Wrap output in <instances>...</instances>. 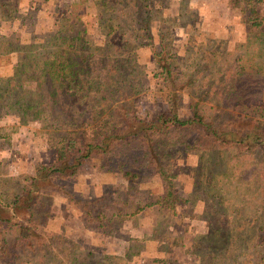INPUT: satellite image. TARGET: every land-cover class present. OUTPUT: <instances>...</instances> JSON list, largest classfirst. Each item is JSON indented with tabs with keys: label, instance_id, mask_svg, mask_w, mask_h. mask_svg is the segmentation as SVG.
<instances>
[{
	"label": "rangeland",
	"instance_id": "374dc122",
	"mask_svg": "<svg viewBox=\"0 0 264 264\" xmlns=\"http://www.w3.org/2000/svg\"><path fill=\"white\" fill-rule=\"evenodd\" d=\"M155 1L148 13L133 2L126 7L120 3L112 11L120 32L115 33L116 39L128 40L126 49L117 51L116 55L131 53L136 66L126 76L117 71L119 87L112 91L105 89L98 95L109 114L113 113L115 104L123 100L133 102L135 113L143 118L167 107L170 85L157 63L162 39L166 44L164 55L179 66L187 82L180 109L186 116L187 95L201 90L202 95L205 92L206 97L213 96L208 94L212 78L208 76L209 85L199 83L198 78L213 71L210 62L214 58L208 53L220 44L216 39L222 40V48L229 49L233 45H229L228 39L236 42L245 37L249 28L240 10L245 5L243 0L232 1L233 6L227 0L228 11L223 7L226 0H217L216 9L212 7L213 0ZM98 3L96 0H0V31L23 32V36L47 34L57 28L58 7L89 15L94 13ZM251 4L264 13V0H252ZM145 15L150 18L149 29L143 27ZM92 33L94 38L103 39L99 29ZM113 56L110 59L113 60ZM221 79L216 85L219 88L226 86L227 78L221 76ZM20 113L16 104L0 110V190L6 192H14L26 176L35 174L41 166L56 164V145L63 133L62 129L55 130L49 125L57 121L25 123ZM212 115L224 120L229 111L217 110ZM194 137L192 134L191 139ZM68 142L71 151L79 146L77 137L70 136ZM235 150L223 146L190 149L180 145L170 149L172 156L168 163L175 173L178 192L185 199L176 214L164 213L156 204H150L161 186L158 176L149 167L134 163V155L140 152L138 148L127 147L121 154L110 155L105 163L96 156L89 157L75 174L55 176L62 190L51 193L50 208H56V198H62L64 205L76 207V214L81 218L80 208L70 198H90L104 193L107 196L105 208L115 206L131 214L107 222L111 225L110 233L97 227H85L86 235L79 236L72 230L76 228L75 220L68 219L72 236L63 232L64 224V242H59L58 238L52 241L55 264H67L63 254L67 244L76 251L91 250L98 256L118 255L119 264H207V254L217 245L214 239L217 237L210 239L209 234L216 231L228 234L227 241L242 248L244 253L239 259L243 264H264V246L255 243L256 230L263 219V181L260 176H250V172L258 171L263 165H260L262 153L254 149L250 154L236 156ZM126 171L129 173L125 174ZM132 172L138 176H132ZM49 210L45 213L39 209L35 213L45 230H51L45 224L49 216L55 214ZM37 258L36 252L27 250L8 264H35Z\"/></svg>",
	"mask_w": 264,
	"mask_h": 264
},
{
	"label": "trees",
	"instance_id": "16d2710c",
	"mask_svg": "<svg viewBox=\"0 0 264 264\" xmlns=\"http://www.w3.org/2000/svg\"><path fill=\"white\" fill-rule=\"evenodd\" d=\"M96 1L99 3L89 15L58 7L57 28L47 34L24 33L27 36H23V32H0V110L16 104L23 122L57 121L49 125L63 131L57 141L54 166H41L35 174L26 176L14 192L0 190V262L11 263L22 252L32 250L38 254L35 264H55L52 241L58 238L59 242H64L65 236L55 230H45L35 218L39 209L45 213L50 211L51 193L62 190L54 177L75 174L89 157L96 156L105 163L110 155L121 154V150L130 146L140 150L134 155V163H142L158 176L161 191L150 204H156L164 213L176 214L185 201L178 192L175 173L168 163L172 156L170 149L179 145L190 149L234 147L236 156L260 149V165H263L258 171L250 172V176L262 178L264 203L262 10L252 5V0H243L245 5L240 10L249 27L247 33L229 49L222 48V40L216 39L220 44L208 53L214 58L210 62L212 74L208 72L198 78L203 85H209L208 79L212 78L208 94L213 96L208 98L205 92L200 93L201 90L187 95L186 116L180 109L187 82L183 80L179 66L164 55L166 44L160 39L157 63L170 85L167 107L143 118L135 113L133 102L124 100L117 102L113 113L109 114L98 95L105 89L112 91L119 87L120 79L115 77L117 71L126 76L136 66L130 58L131 53L121 57L116 55L117 51L126 49L128 40L116 39L115 33L120 32L112 11L120 3L126 7L133 2L148 13L157 1ZM232 1L239 3V0H230L231 6ZM144 18L143 27L149 29L150 18L147 15ZM95 29L103 32L102 40L93 37L92 30ZM112 48L114 50L110 52ZM111 56L116 61L113 62ZM221 76L227 78L226 86L219 88L216 85L222 81ZM217 110H228V117L218 120L212 115ZM192 134L195 137L191 139ZM70 136L79 139V146L74 151L70 150ZM106 198L104 193L90 198H70L80 208L86 228L97 227L110 233L111 225L107 222L111 223L121 215H131L115 206L105 208ZM262 216L255 243L264 246V204ZM209 235L210 239L217 237L214 238L217 245L207 254V264H243L239 257L244 251L227 241L228 234L216 231ZM63 254L67 264H119L120 261L118 255L98 256L91 250L76 251L68 244Z\"/></svg>",
	"mask_w": 264,
	"mask_h": 264
},
{
	"label": "crops",
	"instance_id": "0c3cea01",
	"mask_svg": "<svg viewBox=\"0 0 264 264\" xmlns=\"http://www.w3.org/2000/svg\"><path fill=\"white\" fill-rule=\"evenodd\" d=\"M216 2H217V0H213L211 2V4L213 5L212 7H214V9H216V6H215ZM223 7H224L225 11L229 10V3L227 2V0L225 1ZM228 22H230V21H228ZM211 27H214V26H211ZM213 29H215V28H213ZM216 33H219L218 30H217ZM225 39H228V38H225ZM227 42L229 43V45H233L235 43V41L232 38H230V40L228 39ZM56 201H58V202H56V204H57L56 208H51V211H53V213H55V214H51L49 216V218H48V220H47L45 225L47 227H49L51 230L53 229V230H55L57 232H61L62 233L63 226L65 224V229H64L63 232L67 233L68 235L72 236V230H73L74 234L78 233L77 236L86 235L87 231L85 229V225H84L83 221L81 220V218L79 216V213L76 214V212H78L76 210V207H74V205H71V204L64 205L63 202H62L63 201L62 198H56ZM68 219H69V221H71L72 219L75 220L76 228L72 229L71 226H70V228L72 230L68 229V224H67ZM75 232H77V233H75ZM94 244H96V243H94ZM109 252H111V251H109ZM198 264H200V263H198Z\"/></svg>",
	"mask_w": 264,
	"mask_h": 264
}]
</instances>
